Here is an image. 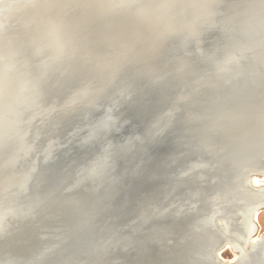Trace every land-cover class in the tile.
<instances>
[{
  "label": "rangeland",
  "instance_id": "obj_1",
  "mask_svg": "<svg viewBox=\"0 0 264 264\" xmlns=\"http://www.w3.org/2000/svg\"><path fill=\"white\" fill-rule=\"evenodd\" d=\"M0 96V264H264V0L40 1Z\"/></svg>",
  "mask_w": 264,
  "mask_h": 264
},
{
  "label": "bare ground",
  "instance_id": "obj_2",
  "mask_svg": "<svg viewBox=\"0 0 264 264\" xmlns=\"http://www.w3.org/2000/svg\"><path fill=\"white\" fill-rule=\"evenodd\" d=\"M21 1H22V0H20V2H21ZM30 1H32V0H25V2L23 3V5H25V3H29ZM35 1L38 2L39 0H33L32 3H35V4H36ZM111 2H112V1H110V6L113 5L112 3H114V2H112V3H111ZM116 3H117V2H116ZM119 4H120V3H119ZM32 5H33V4H32ZM107 5H108V4H107ZM107 5H106V6H107ZM122 5H123V3H122ZM122 5H121V6H122ZM96 6H97V5H96ZM114 6H116V5H114ZM117 6H118V5H117ZM23 7H25V6H22L21 8H23ZM104 7H105V6H104ZM111 7H112V6H111ZM92 8H93V7H92ZM92 8H91V9H92ZM95 8H96V7H95ZM107 8H109V7L107 6ZM114 8H115V7H114ZM97 9H98V8H97ZM112 9H113V8H112ZM125 9H126V8H125ZM92 10H93V9H92ZM104 10H105V9H104ZM123 10H124V9H123ZM127 10H128V9H127ZM127 10H126V11H127ZM154 10H157V9L154 8ZM24 11H26V10H24ZM51 11H52V10H51ZM118 11L120 12L121 9L118 10ZM126 11H124V12H126ZM129 11H130V10H129ZM129 11H127V12H128V14L130 15V14L132 13V11H131V13H130ZM152 11H153V10H152ZM112 12H113V11H112ZM127 12H126V13H127ZM148 12H149V11H148ZM21 13H22V12H21ZM122 13H123V12H122ZM122 13L120 12V14H122ZM126 13H125V14H126ZM141 13H142V12H141ZM106 14H107V13H106ZM114 14H115V12H114ZM114 14H113V16H114ZM116 14H118L117 11H116ZM120 14H118V16H119ZM123 14H124V13H123ZM128 14H127V15H128ZM22 15H23V14H22ZM107 15H110V16H111L112 14H110V11H109V14H107ZM129 15H128V16H129ZM131 15H132V14H131ZM110 16H108V18H111ZM118 16H117V17H118ZM139 16H140V13H139ZM26 17H27V16H26ZM89 17H90V16H89ZM123 17H124V16H123ZM125 17H126V16H125ZM130 17H131V16H130ZM115 18H116V17H115ZM120 18H122V17H120ZM135 18H137V17H135ZM135 18H134V19H135ZM138 18H139V17H138ZM138 18H137V19H138ZM87 19H88V18H87ZM98 19H99V18H98ZM98 19H97V20H98ZM104 19H105V18H104ZM106 19H107V18H106ZM111 19H112V18H111ZM123 19H129V18L126 17V18H123ZM134 19H133V20H134ZM94 20H95V19H94ZM129 20H130V19H129ZM129 20H127V23L129 22ZM92 21H93V20H92ZM100 21H101V19H100ZM100 21H99V22H100ZM109 21L112 22L113 20H109ZM118 21L121 22L120 19H119ZM118 21H117L116 23H118ZM125 21H126V20H125ZM125 21H124L123 23H126ZM134 21H137V20H134ZM103 22H104V21H103ZM245 22H246V21H245ZM46 23H47V22H46ZM46 23H45V24H46ZM97 23H98V21H97ZM104 23H105V22H104ZM107 23H108V22H107ZM107 23H106V25H107ZM112 23L114 24V22H112ZM137 23H139V22H137ZM240 23H241V21H240ZM95 24H96V23H95ZM95 24H94V25H95ZM98 24H99V23H98ZM243 24H244V22H243ZM245 24H246V23H245ZM50 25H51V24H50ZM90 25H91V23H90ZM90 25H89V26H90ZM92 25H93V24H92ZM99 25H100V24H99ZM103 25H104V24H103ZM117 25H119V23H118ZM89 26H88V27H89ZM95 26H96V25H95ZM111 26H113V25H109V27L107 26V28H111ZM119 26H120V25H119ZM122 26H123V25H122ZM122 26H121V27H122ZM237 26H238V24H237ZM43 27H44V26H43ZM43 27H42V28H43ZM88 27H87V28H88ZM101 27H103V26L101 25ZM104 27H106V26H104ZM104 27H103L104 31H105V29H106V31L109 30V29L104 28ZM84 28H85V27H84ZM84 28H83V29H84ZM87 28H85V31H86V30H87V31H86L85 33H84V31H83L84 34H82L81 36H83V35L86 36V33L88 34V33L91 32V29H90V28H92V27L90 26V28H89L90 30H88ZM94 28H98L99 30L101 29V28L98 27V26H96V27H94ZM94 28H92V29H94ZM113 28H114V27H113ZM117 28H118V26H117ZM126 28H127V27H126ZM129 28H130V27H129ZM136 28H137V27H136ZM138 28H139V26H138ZM238 28H239V27H238ZM95 30H96V29H95ZM95 30H94L93 33H99V30H96V31H98V32H96ZM117 30L119 31L120 29H117ZM127 30H128V29H127ZM137 30H138V29H137ZM114 31H116V29H115ZM114 31H113V32H114ZM120 31H122V30H120ZM102 32H103V30H102ZM123 32H124V31H123ZM104 33H105V32H104ZM109 33H110V32H109ZM111 33H112V32H111ZM115 33H116V32H115ZM90 34H91V33H90ZM90 34H89V35H90ZM99 34L101 35V31H100ZM138 34H139V33H138ZM92 35H93V34H92ZM94 35H95V34H94ZM97 35H98V34H97ZM97 35H96V36H97ZM110 35H111V37H114V38L116 39L115 36H112L113 34H110ZM79 36H80V35H79ZM81 36H80V37H81ZM104 36H105V35H104ZM106 36H107V35H106ZM106 36H105V37H106ZM117 36H118V34H117ZM90 37H91V36H90ZM90 37H88V38H90ZM98 37H99V36H98ZM98 37H97V38H98ZM83 38H84V37H83ZM95 38H96V37H94V39H95ZM107 38H108V40H109L110 37H106V39H107ZM117 38H118V37H117ZM92 39H93V38H92ZM122 39H123V38H122ZM131 39H132V38H131ZM99 40H100V39H99ZM111 40L114 41V39H111ZM92 41H94V40H91L90 43H93ZM80 42H81V41H80ZM80 42H79V43H80ZM83 42H84V41H83ZM95 42H96V41H95ZM101 42H103V41H101ZM111 42H112V41H111ZM118 42H121V41L118 40ZM126 42H127V40H126ZM81 43H82V42H81ZM81 43H80V45H81ZM104 43L106 44V41H105ZM107 43H108V42H107ZM109 43H110V41H109ZM88 44H89V43H87V45H88ZM96 44H97V43H96ZM96 44H94V45H96ZM118 44H119V43H118ZM120 44H121V43H120ZM124 44H125V43H123V45H124ZM129 44H130V43H129ZM101 45H102V43H101ZM101 45H99V46L101 47ZM103 45H104V44H103ZM82 46H84V45H82ZM112 46H113V45H112ZM115 46H116V45H115ZM120 46H121V45H120ZM120 46H119V47H120ZM79 47H80V46H79ZM96 47H98V46H96ZM100 47L97 48V50H101ZM105 47H106V46H105ZM77 48H78V47H77ZM88 48H89L88 50L90 51L91 46H89ZM92 48H93V47H92ZM103 48H104V47H103ZM103 48H102V49H103ZM116 48L118 49V47H116ZM83 49H84V47H83ZM95 49H96V48H95ZM106 49H107V48H106ZM86 50H87V49H86ZM86 50H85V52L88 53V52H87L88 50H87V51H86ZM93 50H94V49H93ZM93 50H92V51H93ZM97 50H96V51H97ZM81 51H84V50H81ZM104 51H105V53H106L107 50L104 49ZM110 51H112V50H110ZM110 51H109V53H110ZM100 52H103V51H102V50L99 51V55H101ZM90 53H93V55H94L95 53L97 54V52H95V51L90 52ZM89 55H90V54H89ZM89 55H88V56H89ZM97 55H98V54H97ZM104 55H105V54H104ZM106 55H107V54H106ZM111 55H112V54H111ZM88 56H87V57H88ZM94 56H95V55H94ZM101 56H102V55H101ZM87 57H86V59H87ZM91 57H92V56H91ZM91 57L89 56L88 58H91ZM98 57H99V56H98ZM109 57H110V56H109ZM109 57H108V58H109ZM115 57H116V56H115ZM110 58H111V57H110ZM117 59H118V58H117ZM90 60H93V58H91ZM117 61H118V60H117ZM101 62H102V61H101ZM114 62H115V61H114ZM83 63H84V62H83ZM99 63H100V61H99ZM116 63H117V62H116ZM116 63H115V64H116ZM81 64H82V63H79V66H78V67L82 66ZM87 64H88V63H87ZM89 64H90V63H89ZM97 64H98V62H97ZM238 64H239V63H238ZM83 65H84V64H83ZM258 65H259V64H258ZM86 66H87V65H86ZM89 66H90V65H89ZM82 68H83V67H82ZM82 68H81V67L79 68V69H81V72L83 71V69H85V66H84L83 69H82ZM90 68H91V66H90ZM93 68H94V67H93ZM76 69H78V68H76ZM90 70H91V69H90ZM96 70H97V69H96ZM85 71H86V70H85ZM79 72H80V71H79ZM93 72H94V71H93ZM15 76H16V75H15ZM19 76H20V75H19ZM12 79H14V78H12ZM12 79H11V80H12ZM9 80H10V78H9ZM11 80H10V81H11ZM14 80H15V82L17 81L16 83H17V85H18V80H16V79H14ZM21 81H22V80H21ZM21 81H20V83H21ZM12 83H13V81H12ZM12 83H11V84H12ZM22 83L25 84V82H22ZM22 83H21V84H22ZM24 84H23V85H24ZM14 85H15V84H14ZM17 85H16V87L13 86V89H14V87H15L16 89L21 90V92L23 91L22 88L25 87V89H26V86L21 87V85H20V88H18L19 86L17 87ZM25 85H26V84H25ZM7 88H8V86H7ZM13 89H12V90H13ZM16 89H15V90H16ZM7 90H8V89H7ZM12 90L9 89L8 91H11V92H12ZM19 90H18V91L16 90V91L19 92V93H21ZM83 90H84V89H83ZM8 91H7V92L5 91V93H9ZM13 91H14V90H13ZM16 91H15L14 93H16L17 95H19V93H17ZM11 92H10V94H11ZM23 92H24V91H23ZM12 93H13V92H12ZM14 93H13V94H14ZM45 93H47V92H45ZM16 94L14 95L15 98H16V96H17ZM32 95H35V93H33ZM32 95H31V97H32ZM6 96H7V95H6ZM8 96H10V95H8ZM11 96H12V94H11ZM22 96H24V94H23ZM22 96H21V98H22ZM0 97H1V96H0ZM14 97H12V98H14ZM17 97H18V96H17ZM24 97H25V96H24ZM24 97H23V98H24ZM1 98H2V97H1ZM3 98L5 99V97H3ZM12 98L9 99V100H10V101L14 100V102H15V101L18 102V100L20 99V97H18L19 99L17 98L16 100H15V99H12ZM7 99H8V97H7ZM29 99H30V98H29ZM29 99H27V103L31 100V99H30V100H29ZM32 99H33V98H32ZM1 100H2V99H1ZM1 100H0V101H1ZM5 100H6V99H5ZM9 100H8V101H9ZM20 100H21V102H22L23 99H20ZM20 100H19V101H20ZM10 101H9V103H10ZM31 101H32V100H31ZM34 101H35V100H34ZM14 102H11V103L13 104ZM16 102H15V104H14L13 106H15L16 104L18 105V103H16ZM1 103H2V102H1ZM3 103L5 104V102H3ZM3 103H2V104H3ZM6 103L8 104V102H6ZM11 103L8 104L9 107H10V105H12ZM19 103H20V102H19ZM31 103H34V102L32 101ZM7 104H6L5 106H7ZM20 104H21V103H20ZM22 104L24 105V102H22ZM22 104H21V105H22ZM17 105H16V106H17ZM70 106H71V105H70ZM7 108H8V107H7ZM10 108H12V107H10ZM8 109H9V108H8ZM10 128H11V127H10ZM249 184H250L251 188L254 189V190H258V189H260V190H264V179H259V178H257V177H253V178L250 180ZM218 202H219V201H218ZM222 202H223V201H222ZM227 202H228V201H227ZM217 204H218V203H217ZM223 204H224V203H223ZM225 204H226V203H225ZM218 205H219V204H218ZM218 205H217V206H218ZM214 206H215V205H214ZM223 206H224V205H223ZM217 208H219V207H217ZM259 208H260V207H258V208H254L253 210H251L252 212H251V214H250V216H249V217H250V219H249V234H248V237H247V242H248L249 244L256 243V242L259 240V238L261 237V236H260V233H258V226L256 225V223H258ZM220 212H221V211H220ZM254 222H256V223H254ZM217 255H218L220 258H222L220 252H217ZM236 258H237V255H234V259L231 260V261H229V262H227V263H229V264L232 263L234 260H236ZM220 260H221V259H220ZM223 263H225V262H223ZM227 263H226V264H227ZM220 264H221V263H220Z\"/></svg>",
  "mask_w": 264,
  "mask_h": 264
},
{
  "label": "water",
  "instance_id": "obj_3",
  "mask_svg": "<svg viewBox=\"0 0 264 264\" xmlns=\"http://www.w3.org/2000/svg\"><path fill=\"white\" fill-rule=\"evenodd\" d=\"M40 1H43V0H39L38 2H40ZM33 2V0L32 1H30L29 3H25V5H22V6H25V7H23V8H20V7H22V6H16V7H12V6H9V7H7L6 9H3L2 11H3V13H1L0 14V17H2V16H5V15H12V14H16V13H19L20 11H23V10H26V9H30L31 7H33L34 5H36L38 2H36V4L35 3H32ZM9 3H11V4H13L14 3V1H10ZM33 4V5H32ZM264 239V238H263ZM263 241V240H262Z\"/></svg>",
  "mask_w": 264,
  "mask_h": 264
}]
</instances>
